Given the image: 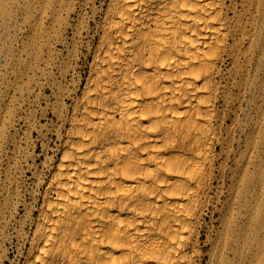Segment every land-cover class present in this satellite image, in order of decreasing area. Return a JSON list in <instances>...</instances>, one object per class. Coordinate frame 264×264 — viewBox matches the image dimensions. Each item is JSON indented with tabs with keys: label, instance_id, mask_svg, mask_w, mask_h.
Masks as SVG:
<instances>
[{
	"label": "bare ground",
	"instance_id": "bare-ground-1",
	"mask_svg": "<svg viewBox=\"0 0 264 264\" xmlns=\"http://www.w3.org/2000/svg\"><path fill=\"white\" fill-rule=\"evenodd\" d=\"M45 1L54 35L45 33L46 54L37 33L31 48L42 76L56 66L58 44L69 50L83 34L96 43L82 87L65 84L71 62L51 85L56 160L40 205L27 207L37 214L21 264H226L230 254L239 263L245 219L255 224L247 165L259 101L264 110V0ZM33 17L37 32L41 16ZM243 102L253 116L242 120ZM237 130L250 152L231 172L218 226L202 241ZM4 210L11 216L13 206L0 205V247Z\"/></svg>",
	"mask_w": 264,
	"mask_h": 264
},
{
	"label": "rangeland",
	"instance_id": "rangeland-1",
	"mask_svg": "<svg viewBox=\"0 0 264 264\" xmlns=\"http://www.w3.org/2000/svg\"><path fill=\"white\" fill-rule=\"evenodd\" d=\"M94 1L96 6L104 4L103 0ZM42 10L44 12L41 15ZM86 12H89L88 8ZM34 13L41 16L37 22L42 28L37 32L32 28L35 23ZM51 16L50 1L46 3L45 0H0V205L5 202L8 207L13 206L11 216L6 210L3 214L4 218L6 216L3 223L6 236L0 247L2 264L22 263L27 247L26 235L30 232L37 214L36 210L32 211V214L28 211L31 207L40 205L44 192L43 182L48 178L50 168L56 160L58 146L56 130L59 123L53 117L52 108L57 105L58 99L53 95L51 85L53 82L61 81L60 66L65 62H71L73 68L69 70L65 84L73 88L81 80L82 87L88 75L91 60L90 55L88 57L86 55L89 46L93 47L96 43V39H91V34L89 36L83 34L77 43L70 47L69 50L76 49V51L73 57L69 58L67 47L56 44L58 46L56 66L50 69V74L42 76L40 70L44 68V64L40 59L32 56L31 48L34 42L32 37L35 33L38 34L36 43L43 46L46 54L45 33L51 32V36L54 35L52 29L49 28ZM76 18L74 11L71 15L72 22H75ZM99 18L101 20L100 13L96 16V20L100 21ZM55 22L59 23L60 18H57ZM57 23L52 27L53 30L58 27ZM94 27L95 24L92 22L90 31H93ZM66 37L70 39V31L66 33ZM65 101L69 105L72 99ZM245 105L246 103L243 102L244 111L239 113L240 116L242 115V120L245 118L243 114H249L248 117L253 116L250 110L251 105H247L248 107ZM258 105L261 110L260 115H257L261 129L253 134L252 140L257 139V145L256 148L250 150L253 158L251 164L247 165L249 171L254 173L252 178L255 188L252 192L250 190V200L252 203L253 198L255 224L250 225L248 219H245L246 228L240 243L241 257L243 256L244 259L240 258L237 264H264V110H262V101H259ZM234 139L224 162L223 180H218L214 184L216 189L219 187L221 195L219 199H213L212 207L205 217L202 241L212 231V227L218 226L221 205L228 194L231 172L234 171L237 163L243 164L241 154L247 155L250 152L246 146L244 147L245 136L241 131L235 132ZM256 154L258 155L257 161L255 160ZM253 160L254 164H252ZM257 162L261 164L259 170H257ZM249 179H251L250 176ZM237 209L238 206L235 207L236 212ZM240 211L248 212V215L242 216L249 217L247 208L246 211ZM226 212L227 209L224 210V213ZM202 248L207 251L209 246L204 243ZM234 261L236 259L233 254L226 257V264H232ZM202 264H209L208 258H205Z\"/></svg>",
	"mask_w": 264,
	"mask_h": 264
}]
</instances>
